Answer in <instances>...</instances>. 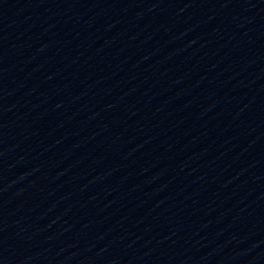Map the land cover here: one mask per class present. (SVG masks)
Returning a JSON list of instances; mask_svg holds the SVG:
<instances>
[{"label": "water", "instance_id": "95a60500", "mask_svg": "<svg viewBox=\"0 0 264 264\" xmlns=\"http://www.w3.org/2000/svg\"><path fill=\"white\" fill-rule=\"evenodd\" d=\"M0 264H264V0H0Z\"/></svg>", "mask_w": 264, "mask_h": 264}]
</instances>
